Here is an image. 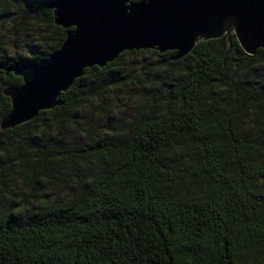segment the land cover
Listing matches in <instances>:
<instances>
[{"label":"trees","instance_id":"trees-1","mask_svg":"<svg viewBox=\"0 0 264 264\" xmlns=\"http://www.w3.org/2000/svg\"><path fill=\"white\" fill-rule=\"evenodd\" d=\"M51 1L0 0L20 42L1 64L59 49ZM230 41L123 51L0 129V264H264V48ZM145 53L151 95L128 64ZM21 84L0 70V121Z\"/></svg>","mask_w":264,"mask_h":264},{"label":"water","instance_id":"water-1","mask_svg":"<svg viewBox=\"0 0 264 264\" xmlns=\"http://www.w3.org/2000/svg\"><path fill=\"white\" fill-rule=\"evenodd\" d=\"M53 23L68 29L59 49L30 64L0 70L22 79L8 87L10 111L0 129L25 123L52 109L61 92L92 66L104 67L123 51L188 54L200 40L230 35L247 54L264 48V0H53Z\"/></svg>","mask_w":264,"mask_h":264},{"label":"rangeland","instance_id":"rangeland-1","mask_svg":"<svg viewBox=\"0 0 264 264\" xmlns=\"http://www.w3.org/2000/svg\"><path fill=\"white\" fill-rule=\"evenodd\" d=\"M2 3V2H1ZM10 24L6 25L2 31V34H0V41H2L3 44H5L7 46V51L8 53H13L16 49L15 46L19 45V43H17V45H15V39H13V36L10 35ZM25 48V46H24ZM157 57L152 54V53H145L144 55H137L135 57H133L132 59H128V64L131 65V67H135L133 70L134 75H138L140 82H142V87L145 93H147L148 95H151L154 93V90L150 89V88H154L152 85V87H149V85H147V83H145V81H152L153 76H152V72L149 71L148 68H150L149 63L152 62L153 60H156ZM147 79V80H146ZM144 82V83H143ZM140 90V87L137 88V91ZM131 91L130 94L128 96L124 97V103L127 102V98L130 97L133 100H141L139 96H136L137 98L134 99L133 96L131 95ZM131 106L130 111L133 109L132 103H129ZM56 193V192H55Z\"/></svg>","mask_w":264,"mask_h":264}]
</instances>
